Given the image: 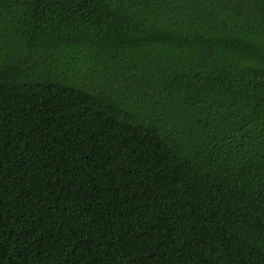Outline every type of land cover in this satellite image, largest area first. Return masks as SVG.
<instances>
[{"label":"trees","instance_id":"1","mask_svg":"<svg viewBox=\"0 0 264 264\" xmlns=\"http://www.w3.org/2000/svg\"><path fill=\"white\" fill-rule=\"evenodd\" d=\"M0 264H264V0H0Z\"/></svg>","mask_w":264,"mask_h":264}]
</instances>
